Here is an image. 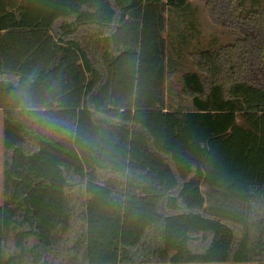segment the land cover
Returning <instances> with one entry per match:
<instances>
[{"label":"trees","instance_id":"16d2710c","mask_svg":"<svg viewBox=\"0 0 264 264\" xmlns=\"http://www.w3.org/2000/svg\"><path fill=\"white\" fill-rule=\"evenodd\" d=\"M227 2L204 45L190 0H0V264H264V0Z\"/></svg>","mask_w":264,"mask_h":264},{"label":"rangeland","instance_id":"374dc122","mask_svg":"<svg viewBox=\"0 0 264 264\" xmlns=\"http://www.w3.org/2000/svg\"><path fill=\"white\" fill-rule=\"evenodd\" d=\"M192 6L197 9V23L201 26V32L198 39L207 45L214 37L217 39V43L225 45L235 40L244 39L246 32L239 29V24H243L241 21L232 19L229 15V10L226 5L229 2L221 1L216 8L211 7L210 0H190ZM232 20H231V19ZM237 24H233L236 23ZM176 87V88H175ZM174 93L179 90V85L175 84ZM179 98H176L177 101ZM2 118L3 114L0 111V205L3 203L4 195L2 189L3 183V133H2Z\"/></svg>","mask_w":264,"mask_h":264}]
</instances>
